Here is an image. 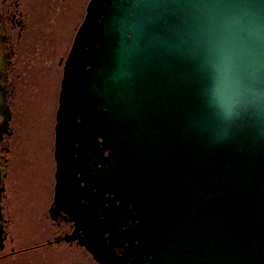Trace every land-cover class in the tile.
Segmentation results:
<instances>
[{
    "label": "water",
    "instance_id": "1",
    "mask_svg": "<svg viewBox=\"0 0 264 264\" xmlns=\"http://www.w3.org/2000/svg\"><path fill=\"white\" fill-rule=\"evenodd\" d=\"M54 130L99 264H264V0H89Z\"/></svg>",
    "mask_w": 264,
    "mask_h": 264
},
{
    "label": "flooded vegetation",
    "instance_id": "2",
    "mask_svg": "<svg viewBox=\"0 0 264 264\" xmlns=\"http://www.w3.org/2000/svg\"><path fill=\"white\" fill-rule=\"evenodd\" d=\"M57 1L0 0V261L4 260L6 264H99L92 252L79 243L77 233L80 235L81 231L74 233L75 223L53 204L57 170L54 126L63 65L89 0H80L79 8L74 6L75 0H69L66 2L68 5L62 4V10L60 7L58 11H62V14L66 7L71 13L56 17L49 12L55 10L54 3ZM43 25H70L72 30L69 44H64L55 56L53 71L56 91L52 90L47 95V102L51 101L48 105L54 108V111H49L53 124L47 143H44L41 133L43 146L36 153L32 148L23 150L20 146L22 139L18 136L17 127L27 115L22 104L21 75L26 70L28 53L39 34L38 28ZM42 149H48V153L42 154ZM40 160L46 164V179L32 181L30 176L36 174ZM16 170L21 171L18 181L22 187L12 185L17 181L13 177ZM20 210L30 217L28 220L34 235L31 243L16 249L13 247L11 230L15 220L13 215ZM35 234H39L37 238L41 237L42 240L37 239ZM122 250L113 246V262L119 260ZM28 251H35L33 256L39 258L29 261L27 258L15 257L18 253Z\"/></svg>",
    "mask_w": 264,
    "mask_h": 264
},
{
    "label": "rangeland",
    "instance_id": "3",
    "mask_svg": "<svg viewBox=\"0 0 264 264\" xmlns=\"http://www.w3.org/2000/svg\"><path fill=\"white\" fill-rule=\"evenodd\" d=\"M52 1V0H51ZM80 0H75L74 6L79 8ZM69 2V0H64L61 2L58 0L54 3L53 11H50V15L58 16L61 14L62 4ZM66 5H68L66 3ZM61 7V12L58 9ZM62 14H70L71 12L66 10ZM61 14V16H62ZM39 34L35 39V42L32 44L31 50L28 53V59L26 63V70L22 72L21 75V96L23 108L25 106L26 118L23 119L20 126L17 127L18 136L22 139L21 147L32 148L34 152H39L42 145L41 133L43 134L44 143H47L48 133L51 130L53 122L49 118V111H54V108H51L47 102V95L56 91V77L54 66H55V56L58 52L62 50L64 44L68 43L71 36L72 26L62 25V26H40ZM26 121V122H25ZM20 134V135H19ZM46 146V145H45ZM42 154H47L48 149H42ZM46 164L43 161H39L35 170L36 174L31 175L30 178L32 181L39 182L46 179L44 175V166ZM14 179L17 178V181L12 184L17 187H22L19 178L21 177V171L16 170L13 173ZM23 177V175H22ZM18 182V183H17ZM13 191V187L11 189ZM14 192V191H13ZM22 199V198H21ZM20 199V201H21ZM14 222L12 228V238H13V247L20 249L29 243L34 234L31 233V222L28 220L30 217L26 216L20 210L14 213ZM39 237V234H35ZM42 240V238H37ZM35 251H28L23 253H18L15 255L17 258H27L29 261L38 259L35 257ZM52 264L54 262H51ZM0 264H6L5 261H0Z\"/></svg>",
    "mask_w": 264,
    "mask_h": 264
}]
</instances>
